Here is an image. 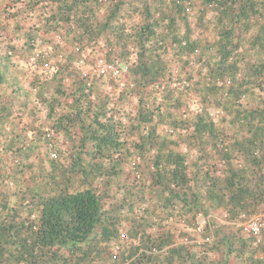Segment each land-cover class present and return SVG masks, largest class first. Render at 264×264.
Here are the masks:
<instances>
[{
	"label": "trees",
	"instance_id": "trees-1",
	"mask_svg": "<svg viewBox=\"0 0 264 264\" xmlns=\"http://www.w3.org/2000/svg\"><path fill=\"white\" fill-rule=\"evenodd\" d=\"M263 214L264 0H0V264H264Z\"/></svg>",
	"mask_w": 264,
	"mask_h": 264
},
{
	"label": "rangeland",
	"instance_id": "rangeland-1",
	"mask_svg": "<svg viewBox=\"0 0 264 264\" xmlns=\"http://www.w3.org/2000/svg\"><path fill=\"white\" fill-rule=\"evenodd\" d=\"M101 61V60H100ZM99 61V62H100ZM98 62V63H99ZM98 63H97V66H98ZM96 66V67H97ZM94 67H85V71L86 72H89L93 69ZM95 70V68H94ZM194 107V105H193ZM260 218L261 217H264V214L259 216ZM224 225V224H227L224 217L222 216V214H213L207 218L205 217H199L196 221V226L192 228L191 230V234H192V237L194 239V241H197V242H203L204 241V236L202 235V232L209 226V225ZM229 224V223H228ZM247 226V224H246Z\"/></svg>",
	"mask_w": 264,
	"mask_h": 264
},
{
	"label": "built area",
	"instance_id": "built-area-1",
	"mask_svg": "<svg viewBox=\"0 0 264 264\" xmlns=\"http://www.w3.org/2000/svg\"><path fill=\"white\" fill-rule=\"evenodd\" d=\"M108 70H114V69L112 67L107 66L103 60H101L98 63V66L95 69L96 72H101V73L105 72V71H108ZM116 73L118 75H120V72H116ZM246 224H247V226H246ZM241 226L243 228H245L246 232H252V233H255L257 235L259 234L260 228H259V225L257 223L256 218H252V219H249V220L245 218L243 223L241 224Z\"/></svg>",
	"mask_w": 264,
	"mask_h": 264
}]
</instances>
